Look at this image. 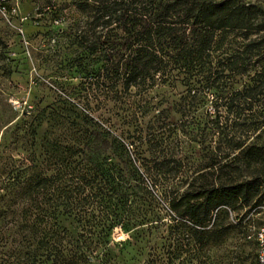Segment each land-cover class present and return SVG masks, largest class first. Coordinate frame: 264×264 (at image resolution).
<instances>
[{"label": "trees", "instance_id": "1", "mask_svg": "<svg viewBox=\"0 0 264 264\" xmlns=\"http://www.w3.org/2000/svg\"><path fill=\"white\" fill-rule=\"evenodd\" d=\"M73 1L82 16L69 33L86 55L79 54L77 66L83 65L90 87H103L106 100L125 109L141 108L143 118L152 105L142 93L159 85L180 88L173 107L181 128L152 130L148 146L165 143L171 149V137L179 143L200 140V150L212 160L185 187L160 186L161 163L143 156L127 140L128 130L118 133L111 122L68 103L31 110L12 123L21 156L0 164L1 261L120 264L130 243L113 242V231L121 228L131 241L149 233L161 221L158 194L177 215L199 223L193 232L203 234H215L216 226L203 223L218 206L261 204L264 140H256L264 133V0ZM250 72L249 83L233 87ZM209 96L213 111L191 123V110L203 109ZM169 111L158 110L153 123L168 121ZM45 119L50 128H62L38 139ZM180 149L170 156L180 157L192 146ZM251 166L244 178L232 176ZM208 175L213 179L206 184Z\"/></svg>", "mask_w": 264, "mask_h": 264}, {"label": "rangeland", "instance_id": "2", "mask_svg": "<svg viewBox=\"0 0 264 264\" xmlns=\"http://www.w3.org/2000/svg\"><path fill=\"white\" fill-rule=\"evenodd\" d=\"M73 2L10 0L16 13L8 16V19L0 14V164H10L12 158L21 156L17 149L20 138L12 129L16 119L20 121L26 118L31 110L46 112L68 103L85 113H92L107 124L111 122L112 128L118 133L128 130L131 135L127 140L138 144L143 156L161 163L158 166L164 175L156 181L158 185L185 187L202 164L212 160L205 151L200 150V140L189 142L183 138L179 143V140L171 137L169 141L174 146L171 149L164 147L165 143L163 147L148 146L150 142L153 143L150 135L152 130L165 128L162 132L167 134L170 129L181 128L175 126L178 117L173 107V101L178 98L181 89L159 85L142 93L152 105L147 108L144 118L140 114L141 108L125 109L115 101L106 100L103 87H90L85 73L81 72L83 65L77 66L82 51L76 47L73 35L69 32L72 24L82 15L75 9ZM81 56L86 57L84 53ZM250 74L239 76L233 87L240 88L249 83ZM132 95L136 98L140 96L134 90ZM214 100L213 96H209L203 109L191 110L189 121L193 123L196 119L194 116L211 113L215 106ZM158 110L163 113L170 110L169 120L159 123V126L153 123ZM221 111L223 114V108ZM59 120L67 122L62 118ZM48 123L45 119L38 128V139L59 134L62 127L50 128ZM263 140L264 133L256 141ZM181 146H192V150H186L180 157L170 156L171 152L175 154L181 151ZM252 168L239 169L232 176L244 178ZM175 171L177 173L173 175ZM205 178L206 184L213 179L211 175ZM153 182L154 179L148 175L147 185L151 186ZM156 206L161 221L152 224L149 233L144 236L131 241L129 233L121 228L117 227L113 231V242L126 240L130 243L120 264H146L149 258L152 259L151 264H256L254 231L264 218V211L257 206H243L241 201H236L232 207L218 206L203 223L206 228L216 226L215 234L193 232L194 228L201 229L199 223L187 215H177L159 194ZM13 246L2 251L1 256L6 258ZM5 260L0 259V264H7Z\"/></svg>", "mask_w": 264, "mask_h": 264}, {"label": "built area", "instance_id": "3", "mask_svg": "<svg viewBox=\"0 0 264 264\" xmlns=\"http://www.w3.org/2000/svg\"><path fill=\"white\" fill-rule=\"evenodd\" d=\"M16 13V8L10 5V0H0V14L8 19V16ZM257 208L264 211V201L257 206ZM254 238L256 240V264H264V218L261 225L254 231Z\"/></svg>", "mask_w": 264, "mask_h": 264}]
</instances>
